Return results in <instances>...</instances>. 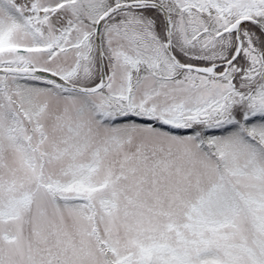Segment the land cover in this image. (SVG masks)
<instances>
[{
	"label": "snow or ice",
	"instance_id": "6c2138e0",
	"mask_svg": "<svg viewBox=\"0 0 264 264\" xmlns=\"http://www.w3.org/2000/svg\"><path fill=\"white\" fill-rule=\"evenodd\" d=\"M0 264H264V0H0Z\"/></svg>",
	"mask_w": 264,
	"mask_h": 264
}]
</instances>
